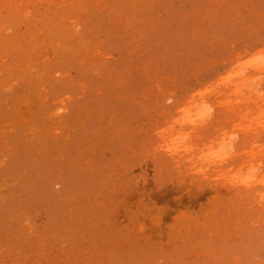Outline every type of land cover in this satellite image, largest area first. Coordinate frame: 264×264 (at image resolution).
<instances>
[{
	"label": "rangeland",
	"instance_id": "374dc122",
	"mask_svg": "<svg viewBox=\"0 0 264 264\" xmlns=\"http://www.w3.org/2000/svg\"><path fill=\"white\" fill-rule=\"evenodd\" d=\"M0 264H264V0H0Z\"/></svg>",
	"mask_w": 264,
	"mask_h": 264
}]
</instances>
